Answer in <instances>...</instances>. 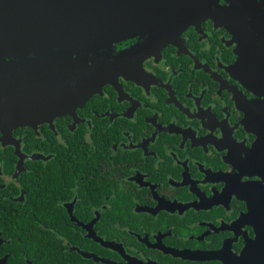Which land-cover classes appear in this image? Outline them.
Segmentation results:
<instances>
[{
    "label": "flooded vegetation",
    "instance_id": "flooded-vegetation-1",
    "mask_svg": "<svg viewBox=\"0 0 264 264\" xmlns=\"http://www.w3.org/2000/svg\"><path fill=\"white\" fill-rule=\"evenodd\" d=\"M157 1L82 105L0 131V264H261L264 0Z\"/></svg>",
    "mask_w": 264,
    "mask_h": 264
},
{
    "label": "water",
    "instance_id": "water-1",
    "mask_svg": "<svg viewBox=\"0 0 264 264\" xmlns=\"http://www.w3.org/2000/svg\"><path fill=\"white\" fill-rule=\"evenodd\" d=\"M160 4L157 0H0L4 136L82 105L92 94L90 84L82 79L85 75L98 73L93 82L99 86L121 67L120 61L110 63L109 52L97 49L138 33L151 15L161 12ZM259 261L264 264V258Z\"/></svg>",
    "mask_w": 264,
    "mask_h": 264
}]
</instances>
